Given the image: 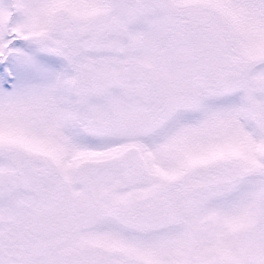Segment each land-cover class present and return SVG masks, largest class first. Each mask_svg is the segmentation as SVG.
<instances>
[{"label": "snow or ice", "instance_id": "1", "mask_svg": "<svg viewBox=\"0 0 264 264\" xmlns=\"http://www.w3.org/2000/svg\"><path fill=\"white\" fill-rule=\"evenodd\" d=\"M0 264H264V0H0Z\"/></svg>", "mask_w": 264, "mask_h": 264}]
</instances>
